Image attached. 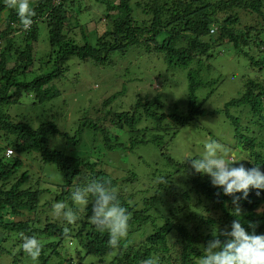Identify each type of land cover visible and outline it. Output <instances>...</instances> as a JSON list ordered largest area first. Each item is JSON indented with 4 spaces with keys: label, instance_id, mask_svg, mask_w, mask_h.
Instances as JSON below:
<instances>
[{
    "label": "trees",
    "instance_id": "16d2710c",
    "mask_svg": "<svg viewBox=\"0 0 264 264\" xmlns=\"http://www.w3.org/2000/svg\"><path fill=\"white\" fill-rule=\"evenodd\" d=\"M97 1L104 8V14L99 18L95 16L97 12L92 11V0H35L31 7L34 12L31 27L24 30L16 10L0 0V16L2 11L5 12V27L0 31V231L2 235L4 232L9 236L11 233L18 235V238H11L10 246H5L6 238L0 235V258L10 256L11 264H21L20 259L28 256L22 250L24 238L37 239V235L45 234L50 241L37 239L42 245L38 257L42 264H145L147 259L154 257L159 258V264H198L205 254L207 242L214 238L213 234L223 241L225 237L220 233L229 231L233 220L239 219L250 234H264V190L250 188L247 198L239 201L240 216L232 215L237 207L232 197L213 186L207 174L195 173L191 168L190 159L200 156L189 157L180 163L165 152L169 164L176 168L167 169L165 181L158 183L159 188L169 186L168 178L176 172L187 170L188 188L182 195L186 200L193 199L195 210L183 211L178 222L167 217L159 224L156 221L160 218L152 212L147 213L157 198L156 191L152 196H139L143 205L138 209L140 202L135 200V193H127L124 185L101 169L97 161L101 155L99 150L108 153L126 149L120 136L100 122L107 119L108 113L110 123L118 131L133 135L129 145L131 150L148 142L161 149L165 136L171 131L176 134L180 128L205 116L206 99L222 82L213 59L220 46L229 45L231 50L247 58L250 71L242 77L240 96L226 102L222 110L233 126L234 144L241 145L254 160L255 167L264 173V135L260 134L264 129V39L261 36L264 34V0H136L133 4V0ZM134 9H141L142 14L134 12V18ZM84 16L98 25L94 44L85 33ZM73 18L77 22L76 28L69 25ZM40 23L46 25L50 51L45 61L38 59L41 72L26 80L27 72L33 71L31 67L36 60L34 44L39 37ZM212 26L213 33L210 32ZM132 48L140 49L139 52L145 55L160 57L168 69L185 70L186 106L180 108L173 103L167 111L159 93L145 97L137 93L134 104L127 110H107V104L121 92L118 91L101 102L103 117L97 121L89 116L90 112L83 113L78 117L77 128L70 133L59 129L53 120L33 127L30 122L17 120L9 113L11 105L19 104L24 93L32 96L34 103L57 97L58 90L52 82L63 76L71 57L90 61L95 66H107L112 64L114 54H125ZM52 63L51 69L44 71ZM72 80L77 82V75ZM200 89L206 90L202 99L197 96ZM240 106L244 107L249 125L245 126L243 118L229 113L231 107ZM140 123L143 128H139ZM251 126L255 130L250 131ZM256 126L260 131L256 132ZM83 128L100 138L97 145L90 148L89 156H66L62 149L51 146L52 136L77 144ZM8 147L14 152L10 158L5 157ZM93 156L95 160L91 159ZM162 158L160 156L159 163ZM38 161L50 164L62 173V183L30 168ZM123 176L122 182L131 185L137 179L132 170H126ZM93 179L105 182L127 210V236L117 246L110 245L107 231L101 232L88 220L71 234L74 248L70 246L72 240H66L71 238L70 230L58 225L56 219L45 217L43 230L36 227L41 225L37 216L42 209L41 199L53 191L44 188L43 184L56 186L59 193L53 200L65 204L71 201L75 188L83 187ZM23 210L32 211L33 217L18 220L16 216H22ZM84 212L86 218L92 216L91 198ZM250 224L253 227H249ZM173 232L177 234V250L170 242L169 236ZM138 235L141 239L133 241ZM75 248L76 253L72 255L70 250ZM59 249L64 253L55 262L60 255Z\"/></svg>",
    "mask_w": 264,
    "mask_h": 264
},
{
    "label": "rangeland",
    "instance_id": "374dc122",
    "mask_svg": "<svg viewBox=\"0 0 264 264\" xmlns=\"http://www.w3.org/2000/svg\"><path fill=\"white\" fill-rule=\"evenodd\" d=\"M135 1L133 0L132 4ZM97 2V0H92L91 4L92 11L95 10L97 12V15H95L96 18H99L104 14V8L101 3ZM29 4L30 7L34 6L35 0H29ZM134 12L142 14L141 9H134V18H136ZM82 23L85 33L89 37V41L94 42L95 30L96 28L98 30L97 23L85 16ZM69 25L75 28L77 27V22L74 18L70 21ZM4 27L5 12L2 11L0 16V31ZM39 27V37L34 44L36 60L31 67L33 71L27 72L26 80H30L33 75L41 72L40 66L37 64L38 59L45 61L50 51L45 23H40ZM77 36H79V31L77 32ZM261 36L264 39V34ZM139 50L132 48L125 54L116 53L113 56L112 64L107 66H95L90 61L78 60L75 56L71 57L66 63L67 69L63 72V76L54 79L52 82V85L58 90L57 97L44 103H34L32 96L24 93L20 98L19 104L11 105L9 113L12 117L17 118V120L30 122L33 127L38 126L41 122L53 120L59 129L70 133L77 128L78 117H81L83 113L90 112L89 116L95 120L101 116L103 117L105 114H103L104 107L100 105L101 102H104L106 98L118 91L121 92H118L107 104V110H127L132 103L134 104L137 93H140L144 97L146 94L153 95L159 93L160 99L167 106V111L170 110L173 103L177 104L180 108L186 106L185 95L187 93V82L185 70L177 71L168 69L160 57H155L150 54L145 55V53H140ZM217 50L218 54L213 59V63L216 66L217 74L221 76L222 82L213 94L206 99L204 108L207 114L200 116L192 124L180 128L176 134L171 131L169 136H165L161 149L154 143L148 142L138 145L131 150L129 145L133 135L118 131L110 123L109 118L111 116L109 113L107 119L100 121L102 125H108L111 131L120 136V139L126 144L125 150L117 149L108 153L99 150L101 155L97 161L99 160L101 169L117 179L121 185H124L125 189H123L127 193H135L134 198L136 201L139 200V196H152L156 191L157 198L147 213L152 212L153 216L160 218L157 219V224L164 221L165 218L167 219V217L171 218L174 222H178L180 216L183 215V211L195 210L193 208V199L186 200L182 195L188 188L186 184L187 170L176 172L172 177L168 178L169 186L163 189L159 188L158 183L164 174V177H166L167 174L165 172L167 169L173 170L176 168L174 165L173 167L169 164L165 152L169 153L177 162L183 163L189 157L202 156L205 151L204 146L208 142L216 141L223 150L233 154L235 159H243L235 162L234 166L243 164L246 168L255 167L254 160L243 151V147L241 145L237 147L234 144L233 126L222 110L226 102L240 96L243 84L242 77L250 71L248 67L249 62L245 56L239 55L234 50H231L229 45H222ZM220 50L222 52H219ZM52 66L53 63L52 65L49 64L44 68V71L50 70ZM76 75L77 82L72 80ZM197 96L198 99L204 98L206 96V90H198ZM97 105L98 108L95 109ZM95 110L98 111L92 114ZM214 110H218L219 112L211 114L210 112ZM229 113L243 118L242 121L245 126L246 124H250L244 107H231ZM140 124L141 126L139 128H143L142 123ZM82 130L77 144L66 142L64 138L52 136L50 139L51 146L62 149L66 156H89L88 152L90 148L96 146V142L100 141V138L95 137L91 131L85 128ZM249 130H255V127L251 126ZM124 131H127V128ZM257 131L260 130L256 126ZM260 134L264 135V129ZM240 150L242 152H239ZM160 156L164 157L161 163H159ZM91 159L95 160L96 157L93 156ZM160 167L163 168V171ZM30 168L39 175H49L50 179L54 182L62 183L64 180L62 173L57 172L50 164H41L38 161ZM126 170H132L137 175V179L133 185L128 182H122V179L125 178L123 175ZM43 187L48 189L52 188L53 191L50 190V194L44 195L41 199L42 209L37 214L38 218L41 219V225L36 226L39 230L42 231L45 226V217H52L57 220L58 225L60 224L70 230L69 236L71 237V234L76 232L83 221H91V217H85L84 207L87 205L76 204L72 199L70 202L66 201L65 206L74 211L77 219L72 223H68L63 216H57L54 212L56 202H54L53 198L59 193V190L57 191L58 188L56 186L53 187L47 184H43ZM145 191L146 193H144ZM138 202H140L138 204V209H140L143 204L141 203V199ZM49 203L53 205L51 208L47 205ZM160 214L162 215L160 216ZM33 215L32 211L23 210L22 216L19 215L16 218L18 220H26L33 217ZM2 234V231H0V235ZM1 237L6 238L3 241L5 246H10V242H13L11 238H18V235L17 233H11L9 236V233L4 232V235ZM169 237L171 244L177 250V234L173 232ZM72 238L66 240H72ZM37 239L41 242H45L46 239L50 241L45 234L37 235ZM139 239H141L140 235L133 237V241ZM71 243L70 246L74 248L75 241L72 240ZM76 250V248L74 251L71 249V254L75 255ZM58 251L60 255L55 258V262L62 256L63 251L61 249ZM53 256L54 254L52 255L51 262H53ZM11 262L10 256L0 258V264H11ZM19 263L42 264L39 259L33 261L29 256H23ZM56 264H59V262Z\"/></svg>",
    "mask_w": 264,
    "mask_h": 264
},
{
    "label": "clouds",
    "instance_id": "9594fccd",
    "mask_svg": "<svg viewBox=\"0 0 264 264\" xmlns=\"http://www.w3.org/2000/svg\"><path fill=\"white\" fill-rule=\"evenodd\" d=\"M3 3L8 8L16 10L24 30L30 29L34 12L29 0H3ZM212 27L210 32L213 33L214 26ZM95 41L96 37L94 42L90 43L94 44ZM204 147L202 156L190 159L191 168L195 173L207 174L213 186L221 188L223 194L232 197L233 203L237 205L232 215L239 217V201L247 198L250 188L264 190V173L258 167L246 169L243 164L234 166L235 162L243 159H235L233 154L223 150L216 141L208 142ZM7 149L5 157L10 158L14 152L7 156ZM161 181H165V177H162ZM237 193L240 195H236ZM90 198L91 223L101 232L107 231L110 245L117 246L119 241L127 236L129 217L126 208L121 206L117 194L106 187L105 182L95 179L83 187L75 188L71 195L73 202L79 205H87ZM54 212L57 216H63L68 223L77 219L74 211L66 208L62 202L54 205ZM249 227L253 225L250 224ZM220 235L225 239L221 241L216 233L213 234L214 238L207 242L204 247L205 254L199 259L198 264H264V234L248 233L237 219L233 220L229 231ZM41 248L42 245L37 239L24 238L22 250L33 261L40 256ZM145 264H159V258H149Z\"/></svg>",
    "mask_w": 264,
    "mask_h": 264
},
{
    "label": "built area",
    "instance_id": "2783aa9c",
    "mask_svg": "<svg viewBox=\"0 0 264 264\" xmlns=\"http://www.w3.org/2000/svg\"><path fill=\"white\" fill-rule=\"evenodd\" d=\"M13 152L12 149H7L6 155L9 156Z\"/></svg>",
    "mask_w": 264,
    "mask_h": 264
}]
</instances>
